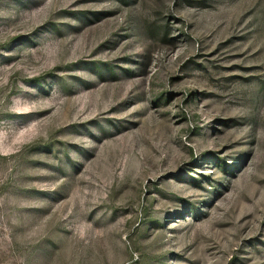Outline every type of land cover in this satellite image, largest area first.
Here are the masks:
<instances>
[{
    "label": "rangeland",
    "instance_id": "rangeland-1",
    "mask_svg": "<svg viewBox=\"0 0 264 264\" xmlns=\"http://www.w3.org/2000/svg\"><path fill=\"white\" fill-rule=\"evenodd\" d=\"M0 264H264V0H0Z\"/></svg>",
    "mask_w": 264,
    "mask_h": 264
}]
</instances>
